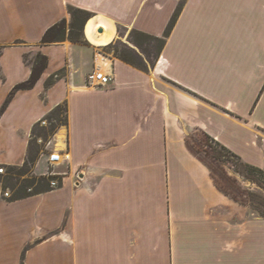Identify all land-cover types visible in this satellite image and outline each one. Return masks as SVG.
<instances>
[{"label":"crops","instance_id":"obj_1","mask_svg":"<svg viewBox=\"0 0 264 264\" xmlns=\"http://www.w3.org/2000/svg\"><path fill=\"white\" fill-rule=\"evenodd\" d=\"M179 5L152 62L134 50L145 70L101 61L84 26L86 45L40 43L69 6L160 38ZM37 53L46 68L0 117V168L35 153L34 128L64 102L52 141L69 160L49 191L9 200L0 184V243L14 264H264V216L227 194L191 145L208 136L264 171V0H0V107ZM98 64L112 75L100 88L86 81ZM47 168L41 149L32 173Z\"/></svg>","mask_w":264,"mask_h":264},{"label":"trees","instance_id":"obj_2","mask_svg":"<svg viewBox=\"0 0 264 264\" xmlns=\"http://www.w3.org/2000/svg\"><path fill=\"white\" fill-rule=\"evenodd\" d=\"M179 9L180 7L173 14L162 37L159 38V37L151 36L144 32L133 29L131 31V34L135 38V42L138 41L139 38L152 39L153 41L158 43V47H157V50H158L157 54H158L160 50L163 48L165 40L175 24V21L179 13ZM68 13L70 15L69 21L63 18L59 22L50 26L43 34L41 41H40L41 44H52V43L62 42L66 39H69L73 43H80L84 45L88 44V42L85 40L84 35H83V26L86 22L88 23L90 21L89 19L93 16V13L77 8V7H74V6L68 7ZM105 48L111 49L112 43L105 46ZM130 54H129V57L117 56V54H115V57L125 61L128 64H131L135 67L145 70L146 66L143 62H141L140 64L135 63L133 56H136V53L134 51H131ZM30 62H31V74H30L29 79L24 82L16 84L12 88V90L6 97L5 101L3 102L2 106L0 107V117L5 111L13 95L17 91L30 89L35 85V83L40 78L42 72L47 66V57L41 53H37ZM63 73L64 71L60 70L50 75V77L45 82V88L51 87L58 79H60L63 76ZM44 120L47 121L48 123L47 126H41L39 122L37 123V126L33 130V141L35 144L37 143V139L39 137L43 138L44 140H47L48 137H51L54 135V133L57 131V129L60 126L67 124V105L66 103L64 102L58 105L57 107H55L44 118ZM205 137L207 139H210L208 136H205ZM210 140L214 142L212 139ZM214 144L219 148L220 153L223 152L225 155L235 159L236 162L242 165L247 171H249L251 175L254 176L258 174L262 180V184L264 185V171H262L261 169L255 166L241 162L237 155H235L233 152L226 149L224 146L220 145L219 143L214 142ZM38 153H39V149L37 146H35V153L33 154L29 153V155L27 156L22 166L10 167L6 169V174L3 177V180H2L3 182L1 184L2 190H6L7 188L13 189L14 185H12L13 183L12 181H14L16 177L27 175L32 171ZM51 179L52 177H47V176L29 177L25 179L24 181L25 183L23 185L24 192L15 191V193L10 197L9 200H16L18 198L27 197L33 194L49 191L52 189L50 186ZM252 210L256 214H258V216H264V212H262L261 210V205L258 207L257 210H254L253 208ZM22 259H23V255H22L21 260Z\"/></svg>","mask_w":264,"mask_h":264},{"label":"rangeland","instance_id":"obj_3","mask_svg":"<svg viewBox=\"0 0 264 264\" xmlns=\"http://www.w3.org/2000/svg\"><path fill=\"white\" fill-rule=\"evenodd\" d=\"M140 12L137 15V18L143 19L145 12ZM89 22L91 24L87 29L86 26L87 24H89ZM89 22H86L87 24H85L84 33L86 39H88L87 31L89 30V28H91V30L93 29L92 23L94 21L90 20ZM94 29L93 33H95ZM116 30L114 38L108 43H104L101 45L97 43L95 44L96 52L110 57H115V54H117V56L129 57L131 51L136 50L139 51L140 54H142L148 62H152L153 58L157 55V42L148 38H139L138 41L135 42V38L132 36L130 29H127L125 27H117ZM110 43H112V48L106 49L105 46ZM133 57L136 64H140L142 62L137 54ZM48 139L52 140V136L48 137L47 140ZM191 145L193 147V151H195L199 156H201L203 160H205L207 164H209L216 182L223 190L227 192V194H229L233 198H236V200L246 201L249 205L252 206L254 210H257L261 205V210L262 212H264V185L262 184V180L258 174L254 176L251 175L249 171H247L242 165L238 164L235 159L225 155L223 152L220 153L219 148L214 144V142H212L210 139H207L201 134H197L192 137ZM52 146H55V148H57L55 141H52ZM38 149L39 152H41L42 146L40 145ZM61 169L63 168L61 167ZM61 169L50 168L49 170H53L57 173L59 172L62 175H65L67 169ZM47 170L45 172H47ZM5 174L6 169L4 168L3 172L0 173V184H2V180ZM32 176L38 177L33 175L32 171L27 175L16 177V179L12 181V185H14V188H7L6 190H2L1 197L9 198L15 193V191L24 192V181L25 179ZM55 178L58 181V187L59 179L61 178V176ZM5 193H8V196H6ZM4 213H9L8 208L6 209V211H4ZM47 236L48 235H42L37 237L36 242L40 239H45ZM0 251L2 252L0 253V257H3L1 264H14L16 262V257L14 256L15 253L13 252L12 248L7 246L5 239L2 243H0ZM45 255L47 254L43 253V256ZM60 260L62 259L59 257H54L51 260V264H56Z\"/></svg>","mask_w":264,"mask_h":264},{"label":"built area","instance_id":"obj_4","mask_svg":"<svg viewBox=\"0 0 264 264\" xmlns=\"http://www.w3.org/2000/svg\"><path fill=\"white\" fill-rule=\"evenodd\" d=\"M100 60L104 61L105 58L103 55H100ZM112 80V75L105 70H103L100 66V64L96 65L95 68L87 74L86 81L90 86L93 87H105L107 86ZM46 120H41L40 125L41 126H47ZM37 143L42 146L43 153L47 154V162H48V170L45 174L47 177H52L50 181L51 188H56L58 185V181L55 177L61 176V173H57L53 170H49L50 168H54V166L60 162H67L69 160V155L67 151L57 149L55 146H52V140H44L43 138L39 137L37 139ZM3 167L0 168V173L3 172ZM6 196H8V193H5Z\"/></svg>","mask_w":264,"mask_h":264},{"label":"bare ground","instance_id":"obj_5","mask_svg":"<svg viewBox=\"0 0 264 264\" xmlns=\"http://www.w3.org/2000/svg\"><path fill=\"white\" fill-rule=\"evenodd\" d=\"M92 28L95 30V33H93V29L89 30V33L92 36V39L99 45L108 43L114 38L115 35V26L109 19H106L104 17L96 20L92 24ZM102 28L103 31L101 33H98V29Z\"/></svg>","mask_w":264,"mask_h":264},{"label":"water","instance_id":"obj_6","mask_svg":"<svg viewBox=\"0 0 264 264\" xmlns=\"http://www.w3.org/2000/svg\"><path fill=\"white\" fill-rule=\"evenodd\" d=\"M86 24V23H85ZM85 24H84V29H85ZM103 31V29L102 28H99L98 29V33H101ZM81 177V176H80Z\"/></svg>","mask_w":264,"mask_h":264}]
</instances>
